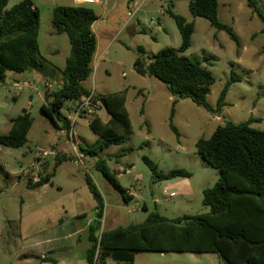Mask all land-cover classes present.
Returning a JSON list of instances; mask_svg holds the SVG:
<instances>
[{
    "label": "rangeland",
    "instance_id": "rangeland-1",
    "mask_svg": "<svg viewBox=\"0 0 264 264\" xmlns=\"http://www.w3.org/2000/svg\"><path fill=\"white\" fill-rule=\"evenodd\" d=\"M31 1L39 10L41 56L64 66L70 46L65 34L54 35L52 12L57 6L81 4L75 0ZM258 1L264 10V0ZM18 2L7 0V9ZM188 4L189 0H137L136 4L129 0H102L84 4L97 17L94 29L106 53L92 63V73L83 87L95 96L124 92L132 131L126 143L110 146L95 157L83 155L82 150L87 151L98 139L89 123L95 116L106 121L109 115L104 109L73 124V142L61 121L71 114L73 101L64 102L60 118L52 123L41 112L44 97L41 73H6L0 84V135L8 132L9 120L24 111L34 121L23 147L0 146V264H38L35 259L21 261L18 257L41 252L57 259L55 264H86L87 228L96 212L85 175L91 178L103 198L100 230L141 223L153 211L168 218L209 212L202 204L203 191L213 187L220 172L202 160L195 144L200 138H209L225 122L238 124L257 119L250 127L264 132V33L261 20L247 7L246 0H217V20L237 35L239 48L226 31L213 28L203 18L193 17ZM168 10L186 23H192L191 43L184 55L201 59V65L213 75L215 82L207 95L211 105L215 106L220 91L234 74L237 81L230 85L221 111L210 113L189 99H176L162 82L134 71L138 47L151 60L162 49L180 46L181 37ZM109 40H112L110 44ZM55 43L60 50L57 55L52 53ZM25 83L29 86H24ZM36 148L68 158L55 168L51 183L42 189L28 188V177L38 179L47 162L51 172L55 156L36 160ZM143 157L151 160L162 173L173 169L189 172L191 194L182 192L181 188H170L178 179H156ZM99 159L105 160L121 187L134 195L132 199L125 202L107 182L96 168ZM34 162L39 163L38 171L32 167ZM143 205L146 209L141 208ZM45 208L49 214L43 215ZM21 219L26 222L27 235L36 234L43 227V232L36 234L43 240V246L35 247L31 236L25 239L20 230ZM49 238L54 241L47 243ZM51 249L55 250L48 252ZM134 264L227 263L214 253L137 252Z\"/></svg>",
    "mask_w": 264,
    "mask_h": 264
},
{
    "label": "trees",
    "instance_id": "trees-1",
    "mask_svg": "<svg viewBox=\"0 0 264 264\" xmlns=\"http://www.w3.org/2000/svg\"><path fill=\"white\" fill-rule=\"evenodd\" d=\"M246 5L261 20V31L264 33V10L259 6V1L246 0ZM188 8L193 17L203 18L213 28L226 31L236 47H240L239 39L232 29L217 20V0H189ZM167 13L174 19L179 31L180 46L162 49L151 60H147L144 49L138 47L134 71L140 76L154 77L162 82L176 99H189L210 113L221 111L226 105L225 98L230 85L237 81L234 74L220 91L215 106L211 105L207 95L215 82L213 75L201 65V59H190L184 55L190 47L192 23H186L171 10ZM96 20L93 9L84 4L57 6L53 9V31L57 35H66L70 50L60 70L57 89L48 92L49 100L41 105L42 114L52 123L60 118V110L66 100L73 101L90 93L83 87V82L92 73L96 50L92 25ZM39 25V10L31 0H20L8 9L7 0H0V84L4 82L7 72H41L49 65V61L39 52ZM95 98L103 100V109L109 118L102 121L95 116L90 121L89 128L98 139L87 151L82 150L89 157L97 156L110 146L126 143L132 133L124 106V92ZM61 119L65 128L69 129L67 120L64 117ZM33 121L34 118L27 111L11 118L8 132L0 135V146L13 149L23 147ZM254 121L257 119L250 118L238 124L225 122L217 126L209 138H200L196 142L197 154L206 164L220 172L213 187L203 191L202 204L209 209L206 214H183L168 218L153 211L141 223L109 231L100 230L103 198L91 178L85 175L86 186L96 203L95 219L87 228L89 247L86 264H134L137 252L214 253L227 264H264V132L250 127ZM170 127L178 135L171 124ZM54 159L52 171H44L43 168L36 181L27 180L28 188L50 184L55 168L68 158L57 154ZM142 160L158 180L191 177L183 169L159 172L147 157ZM96 168L125 202L132 198L110 173L105 160L99 159ZM19 259L51 261L27 253L20 255Z\"/></svg>",
    "mask_w": 264,
    "mask_h": 264
},
{
    "label": "crops",
    "instance_id": "crops-1",
    "mask_svg": "<svg viewBox=\"0 0 264 264\" xmlns=\"http://www.w3.org/2000/svg\"><path fill=\"white\" fill-rule=\"evenodd\" d=\"M137 1V0H136ZM136 1H134V3L136 4ZM95 23V22H94ZM94 23L92 25V31L96 37V50H95V53H94V56H93V60H92V63L98 59H102L103 58V55L106 53V48L102 50V47L100 45V39L99 37L97 38V33L94 29ZM96 25V24H95ZM54 32V31H53ZM54 35H57L54 33ZM61 35L63 34H59L58 36L60 37ZM112 40H109V44L111 43ZM108 44V45H109ZM108 47V46H107ZM60 52L59 50V45H57L56 43L53 45V50H52V53L57 55L58 53ZM68 56V55H67ZM66 59V58H65ZM96 59V60H95ZM65 64V63H64ZM49 67L45 70V71H41V72H38V71H32V72H36V73H41L42 77H43V87H44V97L42 95V104L45 103V94H48V92H52L54 90L57 89V84L60 80V70L63 69L64 66H59V65H56L55 63H52L49 61ZM44 98V100H43ZM109 118V117H108ZM107 118V119H108ZM11 120V119H10ZM10 120H9V123H10ZM10 128V126H9ZM9 130V129H8ZM82 155V154H81ZM84 155V154H83ZM46 169H49V165H48V162L45 164L44 166V171ZM30 177H28L29 179ZM32 179L33 181H36L37 178H30ZM45 187V186H43ZM42 187V188H43ZM173 187V188H181L182 192L186 193V194H191V185H190V181L189 179H178L177 181L173 182L172 184H170V188ZM41 188V187H40ZM41 188V189H42ZM170 195L174 194V192H170L169 193ZM128 195H130V193H128ZM132 198L134 197L133 195H131ZM131 198V199H132ZM96 205V203H95ZM143 207L146 209V206L143 205L141 208L143 209ZM42 211L44 212L43 215L45 214H49V211H48V208H45V209H42ZM183 215V214H182ZM79 216V215H77ZM76 217V216H74ZM61 221V220H60ZM52 225V224H51ZM26 228V222L24 219H21L20 221V230L22 232H24V235L25 236V239H27L29 236H31V242L35 244V247H41L43 246V240L39 239L38 237H36V234H39L41 233V231L43 232V227L41 228H38L39 230L36 232V234H32V235H27V233L24 231ZM46 228V227H45ZM58 239V238H57ZM54 241L53 238H49L46 240L47 243H52ZM55 249H51L49 250L48 252H52L54 251ZM27 254H31V255H35V256H39L40 258L42 257H45V258H49L51 261L49 262H41L39 259H35L37 260L38 264H45V263H57L58 260L51 257V256H48V255H45V253L41 252L40 254L39 253H27ZM135 257V256H134ZM18 260L19 257H18ZM26 260H29V259H24V260H21V261H26Z\"/></svg>",
    "mask_w": 264,
    "mask_h": 264
},
{
    "label": "built area",
    "instance_id": "built-area-1",
    "mask_svg": "<svg viewBox=\"0 0 264 264\" xmlns=\"http://www.w3.org/2000/svg\"><path fill=\"white\" fill-rule=\"evenodd\" d=\"M102 0H75V2L80 4L90 3V2H101ZM18 86V84H16ZM24 86H29L28 83H25ZM20 88V87H18ZM101 109H103L101 100H97L95 98V95L93 91H91L89 94H85L81 96L79 99L73 100V106L71 114L65 117L67 122L69 123V129L68 131H65L71 138V140L74 142V132H73V124L79 120L84 118L86 115H92L96 112H99ZM35 151V158L36 160L42 159V158H49L55 156L52 151L44 150L40 148L34 149ZM32 167L35 171H38L39 163L34 162L32 164ZM166 193V191H165ZM130 195H133L130 193ZM134 196V195H133Z\"/></svg>",
    "mask_w": 264,
    "mask_h": 264
},
{
    "label": "water",
    "instance_id": "water-1",
    "mask_svg": "<svg viewBox=\"0 0 264 264\" xmlns=\"http://www.w3.org/2000/svg\"><path fill=\"white\" fill-rule=\"evenodd\" d=\"M47 101H48V95L45 94V103H47ZM101 103H102V106H104V102H103V100H101Z\"/></svg>",
    "mask_w": 264,
    "mask_h": 264
}]
</instances>
